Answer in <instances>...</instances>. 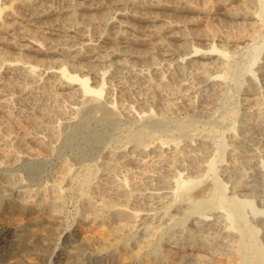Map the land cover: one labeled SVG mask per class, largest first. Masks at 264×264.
Returning a JSON list of instances; mask_svg holds the SVG:
<instances>
[{"label": "bare ground", "instance_id": "bare-ground-1", "mask_svg": "<svg viewBox=\"0 0 264 264\" xmlns=\"http://www.w3.org/2000/svg\"><path fill=\"white\" fill-rule=\"evenodd\" d=\"M73 1L75 4L67 11L70 20H75L83 11L81 0ZM201 1L206 14L217 19V24L223 28L218 35L214 32L218 30L205 35L208 46H193L191 40L198 39L191 31L185 30L189 23L185 14L196 11L195 1L174 0L171 4L156 1L157 10L172 17L165 20L160 14L150 11L155 1L146 9L150 0H143L137 6L138 9L149 10L147 15L122 12L126 2L112 5L105 23L113 25L117 32L105 39L108 51L92 44L91 37L83 32H79L75 40H65L58 51L43 49L41 42L29 35L31 31L17 22V18H22L27 24L34 25L31 23L38 20L40 12L44 11L38 8L40 0H10L9 7L18 6L12 9L11 16L1 15L3 8L0 6V123L6 126L15 122H11L9 88L19 84L23 98L33 99L36 96H31L32 86L37 88L39 81L45 84L40 89L46 88V81H40V71L49 70L55 78L52 80L54 99L56 102L65 99L67 103L57 104L56 110L51 111L57 115L55 120L45 124L38 117V120H33L34 124L51 131L54 138L61 136L60 129L72 132L82 128L87 131L91 125L119 130L115 134L119 144L103 143V152L97 147L105 135L90 132L92 144L89 143L91 146L83 153L95 150V157L80 159L82 162L78 166L67 162L59 164V171L56 169V178L50 185L46 180L31 184L29 179L32 178H27L28 182L18 180L14 183L15 175L4 170L25 157H11L0 152L4 158L0 160V178L13 181L0 190V205L5 195L15 194L22 200L20 205L11 202L13 206L10 209L13 215L18 213L20 219L15 223L11 222L15 220L13 215L0 219V264H264V0ZM18 9L22 14L17 12ZM5 19L14 23L17 35L13 36L14 32L7 27L9 23ZM143 24L162 27V34L147 41L125 35L124 32H139L137 28ZM63 33L66 34L65 31ZM144 42L151 46L149 54L141 56L131 50ZM26 49L43 54L56 51L62 59H55L47 66L43 62L32 63L22 57ZM11 50L17 56L6 55L12 54L9 53ZM155 59L161 65V85L172 82L179 88L185 87L181 95L177 94L179 99L173 91L167 92L170 97L156 114L143 107H135L131 101L115 107L106 96L112 93L107 91L100 100L106 78L100 69L112 66L114 74L124 70L121 73H132L135 80L143 83L147 81L144 69L136 70L130 65L136 61H149L151 64ZM89 78L99 81L92 79L88 83ZM193 85L200 86L194 88ZM40 94L36 100L39 113L48 118L49 108L46 110L43 103L46 97L43 94L41 98ZM181 98L188 101L183 118L175 114L180 108L178 104H183ZM202 101L206 106L200 105ZM228 105L233 106L227 108ZM196 112L208 113L207 119H202ZM199 122L203 125H198ZM215 123L221 126L216 127ZM25 135L27 137L28 133ZM32 135L37 134L34 132ZM35 138L36 142L43 141L37 136ZM18 141L23 142L19 138ZM61 142L65 145L67 138H62ZM241 145L256 156L244 160L241 156V160H237L240 159ZM227 147L231 152H226ZM205 154L207 157L202 164ZM35 155H26V160H32ZM65 158L62 161H66ZM151 158H154L152 162ZM222 163L230 167L221 171L218 167ZM67 195L75 203V216L71 221H66L63 215L64 197ZM145 195L155 200L154 209L161 205L158 201H168L166 206H161L165 208L163 217L168 216L167 223H163L166 219L147 223L151 218L149 214L136 213L132 207L134 202L132 208L128 205L141 196L147 200ZM173 211H180L181 217H172L177 214ZM19 253L21 258H15ZM211 256L217 260H211ZM128 257L135 260L127 262Z\"/></svg>", "mask_w": 264, "mask_h": 264}, {"label": "rangeland", "instance_id": "rangeland-1", "mask_svg": "<svg viewBox=\"0 0 264 264\" xmlns=\"http://www.w3.org/2000/svg\"><path fill=\"white\" fill-rule=\"evenodd\" d=\"M0 6L3 8L2 11H1V15L4 14V16L7 14V15H10V13H12V9H16L18 8L17 5H13V7H9V1L10 0H0ZM4 1V4H1L2 2ZM43 1V0H42ZM40 0V3H43V4H40L38 3L39 5V10L43 11V12H40L41 15L38 17L39 19L35 20L34 22H32L31 24H34V25H29L25 22L24 19L22 18H17V22L18 23H22L21 26L25 27L26 30H30V34L29 35H33L34 38L38 39V41L41 42V45L40 47L43 48V49H46V48H50V49H55L56 51H58V47L61 46L62 44L65 43V40H75V38L77 37V34L79 32H83L85 33L87 36H89L88 38L92 39V44H95V46H98L99 48H102V50L104 51H108L109 50V46L105 44V39L106 37H112L116 32H117V29L111 25V24H106L105 23V19L107 17V15L109 13H111V7L113 4H116V3H120V2H126V5H123L122 7L124 9H122V12L124 13H130L131 15H139L138 13L140 14H144V15H147L148 14V11L144 10V9H138L139 6H137L138 4H142L143 0H81L80 3H81V6H82V9L83 11H81L79 13V15H77L76 19L75 20H70V13L67 12L68 9H69V6L71 5H74V1L73 0H69L68 2H65V0H44L42 2ZM154 1H155V4H154ZM156 1L160 2L161 4H171L170 2L173 3L172 0H150L149 4L147 5L146 9L150 6H153L154 7H150V11L153 13V14H160L165 20H169V19H172L171 16H169L168 13L166 12H162L164 14H161L160 10H157V8L155 7L156 5ZM195 1L193 3V5L195 6L196 8V11L193 12L192 14L191 13H188V14H185L187 16L186 19L189 20V23H188V26L187 28H185L186 31H191L192 34H194L196 40L198 41H195V40H191L193 46H198L200 48H203V47H206L208 45V42L207 40H204V37L205 35H207V33H211V30H218L217 31H214L217 33H220L219 31H222L223 28L220 27L218 20L215 19L214 17L212 18V16H209L206 14L205 12V9H203V3L201 0H193ZM71 4H70V3ZM168 2V3H167ZM8 3V4H7ZM131 4V5H130ZM151 4V5H150ZM241 6H242V3H239ZM41 5V6H40ZM134 5V6H133ZM49 6V7H48ZM41 7V8H40ZM121 7V6H120ZM137 7V8H135ZM242 7H245V6H242ZM43 8V10H42ZM47 8V9H45ZM49 8V9H48ZM135 12H133V11ZM139 10V11H137ZM204 10V11H203ZM47 11V12H46ZM56 11V12H54ZM4 12V13H3ZM17 12H20V14H22L21 10L18 9ZM147 12V14H146ZM159 12V13H158ZM197 12V14H196ZM6 13V14H5ZM134 13V14H133ZM44 14V15H43ZM46 14V15H45ZM50 14V15H49ZM168 14V16H166ZM204 14V15H203ZM206 14V15H205ZM20 16V15H19ZM165 16V17H164ZM21 17V16H20ZM210 17V18H209ZM169 18V19H168ZM19 20V21H18ZM5 22H8V28L14 32L13 36H15V34L17 35V29H14L15 25L14 23L11 24V21L8 19L6 21L5 19ZM133 23V22H132ZM25 26H24V25ZM28 25V26H27ZM140 28L137 30L139 32L135 33V32H124L125 35L128 37V38H133V37H137V38H141V40L143 39V41H147V39L149 38H152V37H159L160 33L162 32L161 28L162 27H150V26H147L145 24H143L142 26L140 25L139 26ZM215 27V28H214ZM154 28V29H153ZM213 28V29H212ZM67 31H66V30ZM160 29V31L158 30ZM210 29V30H209ZM63 31L66 32V34L64 35ZM153 31V32H152ZM11 32V33H12ZM159 32V33H158ZM194 32V33H193ZM156 33V34H154ZM154 34V35H151ZM162 34V33H161ZM140 35V36H139ZM203 35V36H202ZM139 36V37H138ZM201 37V39H199ZM15 38V37H14ZM33 38V37H32ZM104 39V40H103ZM102 40V41H101ZM201 41V42H199ZM203 42V43H202ZM206 42V43H205ZM200 43V44H199ZM99 44V45H98ZM101 45V46H100ZM204 45V46H203ZM43 46V47H42ZM106 49V50H105ZM132 51H134L135 53H138L139 55L141 56H145L147 54H149L151 52V46L150 45H147L145 44H141V45H135L132 49ZM53 51V53H49V54H43L41 52H36V51H33V50H24L23 51V54H22V57L24 58V60H29L31 61L32 63H34L33 61L36 62H43L46 66L51 64L53 60L55 59H60L61 56H59L58 54H56L57 52ZM15 51H10L9 53H12V54H8L6 53V55H8L9 57L11 55V57H15L14 55L17 56L16 52L14 54ZM54 54V55H53ZM28 58V59H27ZM62 59V58H61ZM149 61H145L143 63L141 62H138L136 61L134 64H131L130 66L133 67V69H144V73H146V80L147 81H143V83H140L141 81H137L135 80L134 76L132 73H126V74H123L124 73V70L121 71L123 73H121L120 71L116 74L113 67L112 66H109V67H104L103 69H100V70H103L105 72L104 74V85H103V94L101 95L100 97V100H103V98L105 97L106 93L109 92V93H112V95H106L108 96V99L109 101L113 102L115 104V107H117L118 105H120L121 103L122 104H126L127 102L129 103L131 101V104L135 105V107L137 108H142L143 109H148L150 110L152 113H155L156 114V111L158 112L159 109L164 105L163 103H166L167 100L169 99L168 97H170V95L167 93H171L172 91L174 93H176V96L175 97H179V95H177L178 93H182V91H184L185 87H180L182 88L183 90H180L179 86L175 85L174 83L172 82H169L166 86H163L161 85L160 81H159V78H160V71H161V65L158 64L157 62V59H155V61L153 62H150L151 64L148 63ZM155 62V63H154ZM78 64V62L76 63V65ZM149 64V65H148ZM153 64V65H152ZM79 65V64H78ZM152 70H149V68ZM158 67V68H157ZM160 67V68H159ZM107 68V69H106ZM153 68V69H152ZM111 70L113 72H111ZM135 71V70H134ZM50 71H46L44 70V72H41L42 73V78L40 81H46V88H41V86L45 87L44 85L45 84H41L39 81L37 82V88H34L32 86V94L31 96H36L34 97L33 99H30V98H23V95H21V92L19 91L20 90V85L19 84H13L9 90H8V93H9V97H10V100H9V104H10V111H11V122L15 121L14 123H8L6 124V126L2 125L0 123V140H1V145L0 147H2L0 149V152L3 153V154H6V155H10L11 157L12 156H21L22 158L25 157L24 159H21L19 158V161H17V163H14L12 165H8V167L6 168V170H4L5 172H10L12 174V176L15 175L14 179H12L13 181H15L14 183H16L18 180H23V182H28V179L27 178H32V179H29V182L32 184V182H34V184H37L39 183L41 180V182L43 183V181H48V185H50L53 180L56 178V173H57V170L59 171V164L61 165V163L63 162H67L68 164H72L74 166H78V164L80 162H82L81 160H88V158L90 157H95V150L92 152V153H87V154H84L83 151L86 152V149H88V147L91 146L92 144V134L93 133H96V134H104L105 135V138L103 139V141L101 142V144L97 147L98 151H101L103 152L105 149H103V145L105 144H108V143H111L112 145H118L119 143L116 142V140H118L117 138H115V134L118 133L119 130H114L112 127H99L97 126V128L95 127L96 125H91L90 128L86 131L82 128H77L75 130H73L72 132H68V131H65V130H62L60 129V132H61V136L60 137H56L54 138L55 136H52L51 135V131H49L48 129H46L45 127L41 126V125H37V124H34L33 123V120H38V117L40 121H43V123L47 124V123H50L51 121L55 120V118L57 117V115H55V113L51 112L53 109L56 110V105L57 104H65L67 103L65 99H59V101L56 102V100L54 99L55 98V95H54V91H53V81L55 80V78L49 73ZM48 73V74H47ZM112 73V74H111ZM150 73V74H149ZM111 74V75H110ZM119 74V75H117ZM149 74V75H148ZM108 75V76H107ZM116 75V76H115ZM125 75V76H123ZM127 75V76H126ZM131 75V76H129ZM147 75L149 76V78L147 77ZM112 76V78H111ZM52 77V78H51ZM89 77H92L89 75ZM119 79H117V78ZM151 77V78H150ZM127 78V79H126ZM132 78V79H131ZM134 78V79H133ZM93 79V78H92ZM92 79L89 78V81L88 83H91ZM108 79H111V80H108ZM53 80V81H52ZM94 81H99L97 78H94L93 79ZM115 80V81H113ZM151 80V81H150ZM111 81V82H110ZM135 81V82H134ZM137 81V82H136ZM150 85L147 86V84ZM110 83L112 84V87L110 85ZM135 84V85H134ZM19 85V86H18ZM50 85V86H49ZM173 85V86H172ZM14 86V87H13ZM163 86V89L166 90L164 91L162 89ZM195 85H193L194 87ZM200 86V85H199ZM199 86H195L194 88L196 87H199ZM13 87V88H12ZM48 87V88H47ZM108 87V88H107ZM155 87H158V89H156ZM166 87V88H164ZM170 87V88H169ZM177 87H178V91H177ZM17 88V90H16ZM52 88V89H51ZM173 89V90H169V89ZM35 89V91H34ZM44 89V90H43ZM107 89V90H105ZM156 90V91H153V90ZM193 89V88H191ZM43 90V93H41V91ZM49 90V91H48ZM51 90V91H50ZM110 90V91H109ZM194 90V89H193ZM46 91H48V93H45ZM107 91V92H106ZM153 91V93H152ZM19 92V93H18ZM37 92V93H36ZM160 92V93H159ZM166 92V93H164ZM35 95H34V94ZM41 93L42 96L41 98L45 95V99H43V103L45 104L44 107L46 108V110H49L47 111L48 113H50V116L52 117H45V116H42L40 112V110L38 109V105L36 100L38 99L39 94ZM159 93V95H157ZM13 94V95H12ZM40 94V95H41ZM44 94V95H43ZM51 94V96H50ZM165 94V95H164ZM190 94V93H189ZM49 95V96H48ZM137 95V96H136ZM168 95V96H166ZM159 98V101L157 99V97ZM163 97H166V98H162ZM12 98V99H11ZM50 98V99H49ZM119 98V99H118ZM129 98V99H128ZM132 98V99H131ZM140 98V100H139ZM180 98V97H179ZM178 98V99H179ZM128 99V101H127ZM137 99V100H136ZM162 99V101H161ZM182 100H180L182 103H179L178 106L180 107L179 109H177V111H175V114L177 115V117L179 118H183L184 114H183V111H184V108L186 106V104L188 103V101L186 99H183L181 98ZM12 100V101H11ZM133 100H135V103ZM186 100V101H185ZM219 100V99H218ZM47 101V103H45ZM123 101V102H122ZM166 101V102H165ZM220 101V100H219ZM13 102V104H12ZM119 102V103H117ZM185 102V103H184ZM221 102V101H220ZM35 103V104H34ZM161 103V105L159 104ZM195 104H196V101H195ZM205 105V102H201L200 105ZM245 104V103H243ZM14 105V106H13ZM36 105V106H35ZM154 106H157L155 109H154ZM183 108H182V107ZM233 106V105H232ZM231 105H228L226 106L227 108H231L232 107ZM243 106H246V105H243ZM13 107V108H12ZM140 108V109H141ZM159 108V109H158ZM182 108V109H181ZM205 109V108H204ZM54 110V112H55ZM213 110V109H212ZM13 112V113H12ZM209 113V111H207ZM211 112V110H210ZM53 113V114H52ZM208 113H203V112H196L197 115L203 117L202 119L206 120L207 118V114ZM2 114V112H0V115ZM57 114V113H56ZM204 114V116H203ZM37 115V116H36ZM39 115V116H38ZM43 117V118H42ZM15 120H14V119ZM48 119V120H47ZM28 121L30 123H28ZM14 126H13V125ZM18 124V125H17ZM20 124V126H19ZM30 124V125H29ZM216 124V123H215ZM2 125V126H1ZM8 125V126H7ZM10 125V126H9ZM22 125V126H21ZM24 125V126H23ZM198 125H203V123L199 122ZM221 126L220 123H217L216 124V127H219ZM19 128H18V127ZM23 127V128H22ZM27 127V128H26ZM36 127V128H35ZM7 128V129H6ZM32 128V129H31ZM109 128V129H108ZM24 131H23V130ZM45 129L47 131H45ZM3 130V131H2ZM6 130V131H5ZM78 130V131H77ZM96 130V131H95ZM77 131V132H76ZM103 131V132H102ZM110 131V132H109ZM5 135H3L2 133ZM25 132V133H24ZM30 132V133H29ZM35 132V134L37 135H32L33 133ZM37 132V133H36ZM79 132V133H78ZM83 132H86L83 134ZM92 134H91V133ZM112 132V133H111ZM26 133H28L27 137H26ZM32 133V134H31ZM67 133V135H65ZM72 133V134H71ZM77 133V136H75ZM90 133V134H89ZM9 134V135H8ZM19 134V135H17ZM70 134V135H69ZM80 134V135H79ZM83 136H82V135ZM87 134V135H86ZM6 138H4L3 136ZM15 135V137H14ZM32 135V136H31ZM113 135V136H112ZM12 136V137H11ZM21 136H24V137H21ZM37 138H40V141L43 140L42 142H36V137ZM81 136V137H79ZM108 136V137H106ZM112 136V137H111ZM258 137L260 135H257ZM3 137V138H2ZM11 137V138H9ZM17 137V138H16ZM21 137V138H20ZM31 137V139H30ZM33 137V138H32ZM66 137L67 138V144L65 143L62 144V138ZM15 138V139H14ZM18 138L19 139H22L23 142L25 141V144L21 141L19 143L18 141ZM24 138V139H23ZM29 138V139H28ZM90 138V139H89ZM11 139V140H10ZM14 139V140H13ZM33 139V140H32ZM61 139V140H60ZM76 139V140H75ZM85 139V143L83 142ZM89 141H88V140ZM111 139V140H110ZM115 139V140H114ZM72 140V141H71ZM108 140V141H107ZM2 141H6L5 143L2 142ZM18 141V142H17ZM59 141V142H58ZM77 141V142H76ZM88 141V142H87ZM11 142V144H10ZM37 144H36V143ZM44 142V143H43ZM69 142V143H68ZM9 144V145H6V144ZM16 143V144H15ZM23 143V144H22ZM29 143V144H28ZM81 143V144H80ZM84 143V144H83ZM91 143V144H89ZM104 143V144H103ZM39 144V145H38ZM43 144V146L41 145ZM63 146H62V145ZM79 144V145H78ZM4 145L6 146L5 149H4ZM12 145V146H11ZM22 147H21V146ZM41 145V146H40ZM68 145V146H67ZM75 145V146H74ZM239 145V144H237ZM7 146L9 147L7 149ZM45 146V147H44ZM59 146V147H57ZM69 146H71V148H69ZM83 146V147H82ZM128 146V145H127ZM11 147H14V148H18V149H15L16 151H14V148L12 149ZM20 147V148H19ZM50 147H53L50 148ZM62 147V148H61ZM67 147V148H66ZM79 147V148H78ZM103 147V148H102ZM48 148V149H47ZM50 148V149H49ZM57 148V149H56ZM100 148V149H99ZM229 148V149H228ZM3 149V150H2ZM12 149V150H10ZM59 149V150H58ZM66 149V150H65ZM243 149V150H242ZM19 150V152H17ZM60 152H58V151ZM77 150V151H76ZM166 150V149H164ZM242 150V151H241ZM8 151V152H7ZM11 151V152H10ZM43 151V153L41 152ZM45 151V152H44ZM76 153H75V152ZM97 151V150H96ZM229 151L231 152V149L230 147H227L226 149V152ZM239 153H240V156L239 158L240 159H237V160H241V156H242V159L244 160V158H248V157H255L256 154L254 152H247L246 151V148L241 145L239 147ZM16 153V154H15ZM24 153V154H23ZM28 153V154H26ZM30 153H34L36 154L35 157L32 159V160H26L29 156ZM38 153V154H37ZM41 153V154H40ZM62 153V154H61ZM73 153V154H71ZM83 153V154H82ZM247 153V154H246ZM14 154V155H13ZM60 155V159H59V155ZM92 154V155H91ZM94 154V155H93ZM103 154V153H102ZM254 154V155H253ZM28 157H27V156ZM71 155V156H70ZM73 155H78V156H73ZM83 155V156H82ZM67 156V157H66ZM81 156V157H80ZM66 157V158H65ZM76 157V158H74ZM206 154L204 155V158H203V162H201L202 164L205 162L206 160ZM0 158H1V155H0ZM67 159L66 161H62V159ZM78 158V159H77ZM4 158H1L0 160H3ZM72 159V160H71ZM81 159V160H80ZM154 158H151V162ZM79 160V161H78ZM201 160V159H200ZM23 162V166L21 167L20 164L22 165V162ZM72 161V162H70ZM151 162L150 163V167H151ZM27 164V165H26ZM37 164V165H35ZM25 165V166H24ZM242 165V164H241ZM239 165V166H241ZM20 166V167H19ZM37 167L36 169H34V167ZM39 166V167H38ZM19 167V168H18ZM149 167V169H151ZM224 167H230L228 164L227 166L224 165V163H222L221 165H219V169L222 171L224 169ZM10 169V170H9ZM56 170V171H55ZM3 171V172H4ZM35 171V172H34ZM41 171V173L39 174L38 172ZM18 172V173H17ZM16 173V174H15ZM30 173V174H29ZM20 175V177H18ZM35 175H37L35 177ZM38 175H41V176H38ZM28 176V177H27ZM38 177H43L42 179L41 178H38ZM17 178V179H16ZM20 178V179H19ZM46 178V179H44ZM54 178V179H53ZM48 179V180H47ZM9 180L8 181H4L2 178H0V190L3 188L5 189L6 185H10L13 181ZM27 180V181H26ZM39 180V181H38ZM2 181V182H1ZM22 182V181H21ZM3 184V185H2ZM5 184V185H4ZM206 184V182H205ZM30 188H33V186H31ZM230 189V188H229ZM228 189V190H229ZM228 192V191H227ZM7 194V193H6ZM166 193H164L165 195ZM6 196V195H5ZM3 196L1 201H2V205H0V219H6L9 217V215H13L12 213V210L11 207L13 206V204L15 205H20L22 204V200L20 197L14 196L11 194L10 197L9 196ZM5 197V198H4ZM137 197H140V196H135V198ZM147 198L146 199H143V196H141V198H138L137 200H140V201H130L128 203V205L131 207V205L134 204L138 205V203L140 202L141 204L138 205V207H136L135 205H132L133 209L136 211V213L138 214H149L151 216V218L148 219L147 223H159L160 221H163V223H167L168 222V216H165L163 217V213L165 211V208L161 207L162 205L163 206H166V203L168 202H164L165 200H160L158 201L159 203H161V205L159 206L158 208V205H157V208L154 209V204L155 203L153 199H149V196L145 195L144 198ZM255 197V196H254ZM8 198V199H7ZM12 198V199H11ZM20 202H18V200ZM10 199V200H9ZM66 199V200H65ZM149 199V200H148ZM165 199V198H164ZM256 199V198H255ZM151 200V201H150ZM153 200V201H152ZM14 201V202H13ZM143 201V202H142ZM146 201H149L148 203H146ZM4 202V203H3ZM11 202L13 204H11ZM18 202V203H17ZM64 202L65 204H63V215L66 219V221H71V219L75 216V203H74V199L72 197H70L69 195L65 196L64 197ZM138 202V203H137ZM145 202V203H144ZM144 203V204H143ZM151 203V205H150ZM1 204V203H0ZM11 204V206H10ZM149 204V205H148ZM147 205V206H146ZM156 205V204H155ZM4 206V208H3ZM146 206V207H145ZM150 206V208L148 207ZM131 207V208H132ZM153 207V208H152ZM161 207V208H160ZM3 208V209H2ZM6 208V209H5ZM145 208V209H144ZM151 209V210H148ZM1 210H4V211H1ZM9 212V214L7 212ZM4 212V213H3ZM173 213H177L176 216H172V217H175V218H180L181 217V212H177V211H173ZM180 213V215H178ZM6 214V215H5ZM17 214H14L13 217H15V220H11L12 223H15L17 221V219H20L21 217H17ZM172 214V213H171ZM156 215L157 218H156ZM163 218V219H162ZM157 220H160V221H157ZM0 230H1V227H0ZM138 249V248H136ZM179 252V251H177ZM179 254V253H178ZM23 257L25 258V255H23ZM15 258H18L20 259L21 258V254L19 253L15 255ZM129 258V257H128ZM210 258H212L211 260H217L216 257H213L211 256ZM127 259V258H126ZM135 260V258H134ZM133 259L131 260L130 258L127 259V262H133L134 261Z\"/></svg>", "mask_w": 264, "mask_h": 264}]
</instances>
